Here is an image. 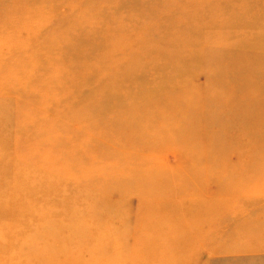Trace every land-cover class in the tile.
<instances>
[{
	"label": "rangeland",
	"instance_id": "rangeland-1",
	"mask_svg": "<svg viewBox=\"0 0 264 264\" xmlns=\"http://www.w3.org/2000/svg\"><path fill=\"white\" fill-rule=\"evenodd\" d=\"M0 12V264H264V0ZM97 47L102 87L65 74Z\"/></svg>",
	"mask_w": 264,
	"mask_h": 264
},
{
	"label": "bare ground",
	"instance_id": "bare-ground-1",
	"mask_svg": "<svg viewBox=\"0 0 264 264\" xmlns=\"http://www.w3.org/2000/svg\"><path fill=\"white\" fill-rule=\"evenodd\" d=\"M233 9H235L236 8V5H233V7H232ZM1 13V12H0ZM144 13V12H143ZM152 16V15H151ZM149 17V19L151 18H157V17H155V15H153L152 17ZM173 20V22H177L178 21V17H176V16H174V18L172 19ZM148 22H150V20L148 21ZM157 24H161L160 22H156ZM148 24H152V22L151 23H148ZM73 26H78V24L75 22L74 24H73ZM114 27L113 26H111V28H110V31L113 29ZM127 30V29H126ZM171 37V35L170 34H167V35H165L164 37H163V40L162 41H160L162 44H163V46L166 48V50H167V42H168V40H169V38ZM179 46L180 45H178L176 48H171V49H173L174 50V53H178L179 52ZM87 50V49H86ZM79 51V48H72V49H70L69 50V52L72 54V53H74L75 55H76V58H69L68 60H66L65 61V63H63V64H67V63H72V66L70 67V69H68V71H65V74H67V75H71L72 76V79L73 78H75L76 80H77V83L79 82L80 84L81 83H88V81L90 82V83H88V84H98L99 85V87H102V83H103V81H101L100 79H102L101 77H103V71L101 70V66H98V67H95L94 65H95V62H96V60L99 58L98 56H100V54H99V48L97 47V49L96 48H91V51H89L88 52V54H91V57H93V58H90V59H92V60H90V62H88L87 63V61L84 59V57H81V58H79L77 55V52ZM84 54V53H83ZM83 54H80V55H83ZM187 54H190L189 52H187ZM74 55V56H75ZM64 57V56H63ZM64 62V61H63ZM93 62V63H92ZM206 62V61H205ZM211 62H214V61H211ZM92 63V64H91ZM90 64V65H89ZM208 65L209 66H211V64H209L208 63ZM214 65V64H213ZM156 66V65H155ZM216 66H219L218 64H216ZM88 68V69H87ZM156 68V67H155ZM154 71V73L155 74H157L158 76H161V74H163L164 72H163V69H162V67H159V66H157V69L156 70H153ZM125 74H126V71H125ZM97 76H99V77H97ZM68 79V76H66V75H63V80H67ZM60 87V85L59 86H56V87H47L48 89H51V91L52 92H55V93H58V94H62L63 92H64V90L62 89V88H59ZM54 88H58V89H54ZM76 91H78V89H75V91H73V92H76ZM125 96L128 94L127 93V91L125 90ZM112 98H114V97H112ZM61 108H62V113H64L66 116H68V117H71V118H69V119H74V118H79V119H88V118H91V115H92V112H91V110L90 109H87V110H85V109H82L81 111H83L84 112V115L82 114V113H79L78 114V112H77V110H79V105H76V103L75 104H71L69 101H67L66 102V104H62L61 105ZM128 109L129 108H125V115L128 117L129 116V114H130V111L129 112H127L128 111ZM66 111H69L70 112V114L69 113H66ZM77 112V113H76ZM127 112V113H126ZM149 111L146 109V107L145 106H143V115L145 114V113H148ZM85 116V117H84ZM142 128H143V132L144 133H151V131H149V130H152V129H150L149 127H147V126H142ZM147 129H149V130H147ZM29 134H31V133H29ZM78 134H80V133H71V134H69L68 135V137H67V139L66 140H63V139H61V136H60V138L57 140V141H53V143L52 144H54V145H56L54 148H59V147H57L58 145H60L59 144V140L61 139V141H65V142H69V143H72V144H69V143H66L67 144V147L72 151V157L70 158V162H72V161H74V159L73 158H76V156H77V160H81L83 157H82V155H79V154H74L73 152L74 151H76L79 147H77L73 142H76V135H78ZM62 135V134H61ZM73 141V142H72ZM127 142H129V141H126V143ZM126 146H127V144H126ZM67 147H65V148H67ZM55 150V149H54ZM57 150V149H56ZM67 151H68V149H66ZM58 151V150H57ZM62 152L64 153V151L62 150ZM78 152V151H77ZM70 154L67 152L66 153V156H69ZM64 159V158H63ZM107 160H108V162L109 163H114L113 161H114V157H112V158H107ZM73 163V162H72ZM58 164V163H57ZM56 164V165H57ZM116 165H118L119 166V162H116L115 163ZM72 167V166H71ZM58 169H60V168H58ZM81 171H83V169L81 170Z\"/></svg>",
	"mask_w": 264,
	"mask_h": 264
}]
</instances>
